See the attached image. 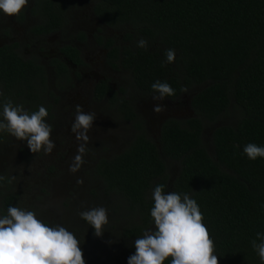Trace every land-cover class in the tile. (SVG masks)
<instances>
[{"label":"trees","instance_id":"16d2710c","mask_svg":"<svg viewBox=\"0 0 264 264\" xmlns=\"http://www.w3.org/2000/svg\"><path fill=\"white\" fill-rule=\"evenodd\" d=\"M67 2L31 0L29 11L37 19L28 30L48 34L64 29ZM90 11L118 30L102 37L97 28L93 36L104 39L107 63L126 70L136 89L155 93L151 85L160 80L175 90L172 99L191 88V113L164 118L153 141L121 86L113 89L105 79L94 85L95 97H104L134 129L120 150L97 157L92 166L101 190L115 194L124 208L126 223L118 233L133 241L128 252L134 254L135 240L154 228L152 193L164 185L166 193H187L196 200L219 264H262L251 241L264 233V158L250 160L243 149L249 143L264 147V0H91ZM75 35L84 38L82 30ZM141 38L148 42L146 49L137 46ZM17 47L16 41L0 43V112L8 100L30 113L44 106L47 121L70 77L67 64L51 56L48 76L37 56H23ZM57 49L80 62L73 45L62 43ZM168 49L175 51V60L162 66ZM220 115H230L231 121L212 127L208 153L202 122ZM9 135L0 131V140ZM164 158L178 164L171 177ZM0 177L7 208L13 196L7 178ZM163 264H171V258Z\"/></svg>","mask_w":264,"mask_h":264},{"label":"rangeland","instance_id":"374dc122","mask_svg":"<svg viewBox=\"0 0 264 264\" xmlns=\"http://www.w3.org/2000/svg\"><path fill=\"white\" fill-rule=\"evenodd\" d=\"M67 24L53 35L31 36L27 31L30 23L27 19L16 21L0 11V43L16 41L17 50L23 56L34 55L45 60L52 54L57 44L72 37L77 29L93 35L101 28L99 21L90 11L91 0H67ZM25 9V8H23ZM107 35H116L118 30L105 27ZM91 49L86 55L94 60ZM49 68V67H48ZM48 76H50V69ZM108 76L115 86L124 89L123 95L130 100L133 110L139 117L145 133L153 140L157 136V123L165 113L184 115L183 101L191 88L183 91L176 102L153 100L155 93H145L136 89L127 73L123 70L106 72L96 65L86 68L85 75L99 74ZM85 76L77 75L70 83L58 91V99L52 109V116L46 122L52 126L51 140L55 147L50 154L43 151L32 153L26 141L17 140L12 135L0 141V174L7 178V191L13 196L10 206H16L36 213L37 218L52 225H62L73 232L80 241L85 264H127L131 255L127 246L132 240L124 239L118 229L126 223L125 212L120 199L112 193L101 190L100 181L93 172L94 160L99 156H108L120 150L130 139L133 127L113 106L104 99L91 95L89 81ZM155 104H162L164 110L153 111ZM80 105L85 113H95V120L88 132L84 163L75 173L69 171L77 148L82 141L76 139L71 125L76 116V106ZM231 116L220 115L202 122L201 139L204 147L211 152L210 130L214 125L230 122ZM166 172L171 177L178 168L177 162L164 158ZM78 181H82L78 182ZM9 207V206H8ZM0 195V216L7 214ZM96 207L107 210L108 224L104 226L102 236H95L94 229L84 221L79 213ZM148 229H145L142 233Z\"/></svg>","mask_w":264,"mask_h":264},{"label":"clouds","instance_id":"9594fccd","mask_svg":"<svg viewBox=\"0 0 264 264\" xmlns=\"http://www.w3.org/2000/svg\"><path fill=\"white\" fill-rule=\"evenodd\" d=\"M29 0H0V11L6 16H18ZM139 48H147L148 42L141 38ZM162 66L175 60V51L168 49ZM157 93L152 98L164 101L175 95V90L166 82L155 81L151 85ZM164 110L162 104H155L153 111ZM48 111L40 106L29 112L23 105H14L11 100L3 104L0 112V131L7 132L17 140L26 141L32 153L40 151L50 154L55 147L51 140L52 126L45 121ZM95 120V113H85L76 106V116L71 131L82 141L69 167L75 173L84 163L88 132ZM250 160L264 158V147L254 143L243 149ZM0 179H3L0 177ZM81 182L82 181H78ZM154 201L150 215L154 228L146 230L134 242L135 253L129 256L128 264H163L171 258V264H219L215 244L203 223V213L196 200L187 193L165 192L164 185H157L152 193ZM93 229L95 236H102L108 224L107 210L96 207L79 213ZM251 241L260 261L264 264V233H257ZM259 240V243H257ZM0 264H85L80 241L73 232L62 225L50 226L32 210L9 206L7 214L0 216Z\"/></svg>","mask_w":264,"mask_h":264},{"label":"flooded vegetation","instance_id":"af4514ba","mask_svg":"<svg viewBox=\"0 0 264 264\" xmlns=\"http://www.w3.org/2000/svg\"><path fill=\"white\" fill-rule=\"evenodd\" d=\"M30 4H31V0H29V2H28V5L25 7V9H22V11H21V13H22V16H21V18L20 19H18L17 18V16H13L14 17V19L16 20V21H22V20H28L30 23L28 24V26L31 24V23H33V22H35L36 21V19H37V17H36V15H34V14H32V13H30V11H29V6H30ZM93 17L95 18V19H97V21H99L98 20V18H96L94 15H93ZM100 23V25H102L101 26V28H100V30H98V33L100 34V35H102V37H105V36H108L106 33H104L102 30L105 28V27H108V26H106V25H104L103 23H101V22H99ZM28 26H27V31H28V33L31 35V36H40V37H42V36H45V37H47V36H51V35H53V34H55L56 32H58V31H54V32H51V33H45V34H35V33H32V32H30L29 30H28ZM66 26V25H65ZM110 28V27H109ZM77 30H81V29H77ZM83 31V30H82ZM84 32V31H83ZM96 32V31H95ZM62 43H69V44H71V45H73L76 49H77V56L80 58V62L79 63H74V62H71L69 59H67L65 56H63V55H61L60 54V51L57 49V47L59 46V45H61ZM103 43H104V39L101 41V42H99V41H97L96 39H95V37L93 36V35H91L90 33H86V32H84V38L83 39H80V38H78L77 37V35H73L72 37H69V38H67L66 40H64V41H62L61 43H59V44H57L56 45V47H55V49H54V51L52 52V54H49L48 55V57L45 59V60H40V62L47 68V69H50V65L48 64V61H49V59H50V57L51 56H53V55H56V56H60V58L61 59H63L64 60V62L67 64V67H68V69H69V79H68V81H66V82H64L63 83V86H62V88H64L65 86H67L69 83H70V81L72 80V78H74L75 76H77V75H83V76H85L86 78H87V76L85 75V71H86V68L88 69V67L89 66H94V65H96V67H98L99 69H101V71H103L104 69L106 70V72L108 73V72H110V71H115V70H118V69H114V68H112L108 63H107V61H106V47L103 45ZM91 49H94L95 50V53H92V56L94 57V60L95 61H92L91 59H89V58H87L86 57V55H87V53L89 52V51H91ZM49 67V68H48ZM120 70H123V71H125L126 73H127V71L126 70H124V69H122V68H120ZM127 75H128V73H127ZM129 76V75H128ZM106 80V82L113 88V89H115V88H117L116 86H115V84L112 82V81H110V79H109V77L108 76H105L104 74H103V72H101V74H99V75H97V76H93V75H91L89 78H87L86 80H88L89 81V86H90V92H91V95L94 97V98H96L95 97V94H94V85L98 82V81H100V80ZM143 92V91H142ZM146 93V92H145ZM157 94V93H156ZM190 92H189V94H188V96H187V98H186V100L185 101H183V103H184V105H183V111H185V114L184 115H180V114H173V113H165V114H163L160 118H159V120H158V123H157V134H158V128H159V125H160V123H161V121L164 119V118H166V117H168V116H173V117H185V116H187V115H189L190 113H191V109H190V107H189V96H190ZM183 95V92L182 93H180L176 98H168V97H166L165 98V100L167 101V102H170V103H173V102H176L177 101V99H178V97H180V96H182ZM96 99H104L105 100V98L104 97H101V98H96ZM129 104H131L130 103V100H129ZM114 108V110L116 111V108L115 107H113ZM127 120V119H126ZM131 122V121H130ZM132 125V124H131ZM133 131H134V129H133ZM132 134H133V132H132ZM131 134V135H132ZM11 135V134H10ZM131 137V136H130ZM129 137V138H130ZM5 140V139H4ZM4 140H0L1 142H3ZM156 141V140H155ZM0 176H4L3 174H0Z\"/></svg>","mask_w":264,"mask_h":264}]
</instances>
